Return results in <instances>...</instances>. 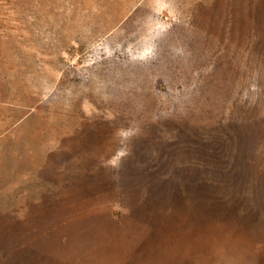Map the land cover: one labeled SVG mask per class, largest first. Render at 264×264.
I'll use <instances>...</instances> for the list:
<instances>
[{"label": "rangeland", "instance_id": "1", "mask_svg": "<svg viewBox=\"0 0 264 264\" xmlns=\"http://www.w3.org/2000/svg\"><path fill=\"white\" fill-rule=\"evenodd\" d=\"M0 264H264V0H0Z\"/></svg>", "mask_w": 264, "mask_h": 264}]
</instances>
